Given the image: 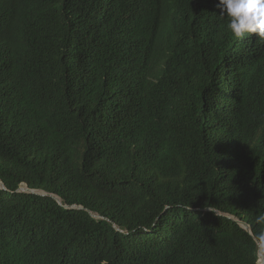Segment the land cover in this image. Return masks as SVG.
I'll list each match as a JSON object with an SVG mask.
<instances>
[{
	"label": "trees",
	"instance_id": "trees-1",
	"mask_svg": "<svg viewBox=\"0 0 264 264\" xmlns=\"http://www.w3.org/2000/svg\"><path fill=\"white\" fill-rule=\"evenodd\" d=\"M228 22L0 0V264H264V40Z\"/></svg>",
	"mask_w": 264,
	"mask_h": 264
},
{
	"label": "clouds",
	"instance_id": "clouds-1",
	"mask_svg": "<svg viewBox=\"0 0 264 264\" xmlns=\"http://www.w3.org/2000/svg\"><path fill=\"white\" fill-rule=\"evenodd\" d=\"M212 1H213V5H215V7L220 11V14L226 15L228 17L229 22L227 27L236 38H243L245 34H255L258 38L264 40V0H212ZM0 183L2 184L0 185V189H6V185L2 180H0ZM22 184L24 185L26 183H22ZM21 185L19 187V191L39 192L38 190H40V189L31 188L27 184L26 187L21 188ZM66 207L69 206L66 205ZM235 219L239 223L241 222V220L237 218ZM255 223L260 225L261 227V231L257 234L256 237L260 251L263 250L260 241H264V214L257 215L255 217ZM250 232L252 233V229Z\"/></svg>",
	"mask_w": 264,
	"mask_h": 264
},
{
	"label": "bare ground",
	"instance_id": "bare-ground-1",
	"mask_svg": "<svg viewBox=\"0 0 264 264\" xmlns=\"http://www.w3.org/2000/svg\"><path fill=\"white\" fill-rule=\"evenodd\" d=\"M105 11H107V9H106ZM0 185H2V184L0 183ZM25 187H26V186H25ZM28 192L35 193V194H41V195H50V196L54 197L55 199H57L56 197H59V196L56 195V194L49 193V192H46V191H44V190H40L39 192H33V191H28ZM60 199H61V198H60ZM60 204H62V201L60 202ZM72 207H74V208H83L81 205H73ZM93 215H94L95 217H100L99 214H95V213H93ZM258 254H259V258H258V260H260L261 263H264V260H261V258H262L261 254H264V251H263V250H260V251H258Z\"/></svg>",
	"mask_w": 264,
	"mask_h": 264
},
{
	"label": "water",
	"instance_id": "water-1",
	"mask_svg": "<svg viewBox=\"0 0 264 264\" xmlns=\"http://www.w3.org/2000/svg\"><path fill=\"white\" fill-rule=\"evenodd\" d=\"M56 198H57V200L59 202H61L60 197H56ZM240 223L242 224V226H244V228H246L247 230L251 231V227H250V225L248 223L242 222V221ZM261 256H262L261 260H264V254H261Z\"/></svg>",
	"mask_w": 264,
	"mask_h": 264
},
{
	"label": "rangeland",
	"instance_id": "rangeland-1",
	"mask_svg": "<svg viewBox=\"0 0 264 264\" xmlns=\"http://www.w3.org/2000/svg\"><path fill=\"white\" fill-rule=\"evenodd\" d=\"M25 186H26V184H24V185L22 184V185H21V188H22V187H25ZM23 189H24V188H23ZM38 191H40V190H38Z\"/></svg>",
	"mask_w": 264,
	"mask_h": 264
}]
</instances>
